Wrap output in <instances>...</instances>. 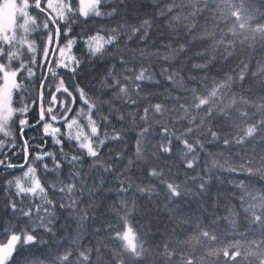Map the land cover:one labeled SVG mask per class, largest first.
<instances>
[{
	"label": "snow or ice",
	"instance_id": "snow-or-ice-1",
	"mask_svg": "<svg viewBox=\"0 0 264 264\" xmlns=\"http://www.w3.org/2000/svg\"><path fill=\"white\" fill-rule=\"evenodd\" d=\"M0 264H264V0H0Z\"/></svg>",
	"mask_w": 264,
	"mask_h": 264
}]
</instances>
